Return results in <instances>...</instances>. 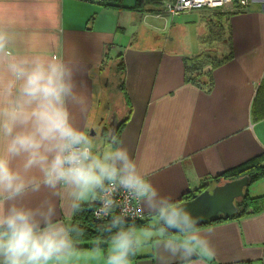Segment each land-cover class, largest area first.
<instances>
[{"label":"crops","instance_id":"0c3cea01","mask_svg":"<svg viewBox=\"0 0 264 264\" xmlns=\"http://www.w3.org/2000/svg\"><path fill=\"white\" fill-rule=\"evenodd\" d=\"M134 9L0 0V264H264V191L255 180L247 193L261 197L258 211L172 234L158 215L221 171L264 161V0L214 8L209 19L223 35L217 28L212 37L227 41L208 48L232 56L206 89L185 77L186 57L199 50L132 44ZM109 59L123 81L113 112L104 102L112 122L125 119L114 142L94 115ZM94 125L98 138L89 136ZM69 134L90 157L82 171L61 174ZM112 174L146 183L127 260L121 240L69 242L76 208L92 207Z\"/></svg>","mask_w":264,"mask_h":264},{"label":"trees","instance_id":"16d2710c","mask_svg":"<svg viewBox=\"0 0 264 264\" xmlns=\"http://www.w3.org/2000/svg\"><path fill=\"white\" fill-rule=\"evenodd\" d=\"M142 0H134L129 6H126L124 0H100L98 2L103 8L105 7H123V8H140ZM216 23V22H215ZM219 28L218 33L222 35L223 28L221 24L218 23ZM216 32V31H215ZM213 32V33H215ZM221 35L220 38H221ZM224 37V36H223ZM226 40V38L224 37ZM227 41V40H226ZM232 56V52L222 50L218 55L211 50L198 51L196 53H192V55L187 56L184 61L185 66V77L190 79L191 82L198 84L202 88H209L212 84L213 77H211V72L215 69L218 64L223 62L224 60H228L229 57ZM122 58L120 59L117 66L121 65ZM123 86V81L120 80L118 84V88L120 89ZM125 119L118 121V123L113 128L114 132L112 136L107 139L108 142H114L115 136H117L118 126H120ZM107 136V133H106ZM108 137V136H107ZM248 175L249 180H247L246 186L243 189V193L240 196L235 197L234 203L236 204L237 211L234 215H219L217 218H214L211 221L220 220L227 217H235L237 215L247 212H252L259 208L261 197L249 196L247 193V184L252 182L253 180H258V178L264 176V161L260 162L258 159L251 158L246 160L244 164H239L233 168L225 169L221 171L218 175L213 176L209 183L201 182L196 190L188 191L185 195H181V200H186L187 198L192 197L193 195L198 194L204 188H210L215 183H222L225 180H233L235 177L241 175ZM95 203V202H94ZM94 203H92V207H78L76 208L74 214V220L70 223V235L69 242L74 246V242L81 241H90V239H98L104 241H114L121 240L123 243L122 246V255L120 258L127 260V258L134 256V246L135 241L132 237L133 230L138 228L141 225V220L134 219H122L119 216L108 217L105 220L98 221V219L94 218L91 214V210L94 207ZM250 210V211H249ZM158 213V212H157ZM160 218V213H158ZM161 220V219H160ZM208 221L207 223L211 222ZM161 224V221H160ZM162 225V224H161ZM164 226V225H163ZM6 228H1L0 231L4 232ZM167 231V230H166ZM20 232V231H16ZM167 233H170L167 231ZM78 246V245H77ZM76 248V247H75Z\"/></svg>","mask_w":264,"mask_h":264},{"label":"rangeland","instance_id":"374dc122","mask_svg":"<svg viewBox=\"0 0 264 264\" xmlns=\"http://www.w3.org/2000/svg\"><path fill=\"white\" fill-rule=\"evenodd\" d=\"M130 1L133 2L134 0H124L123 3L128 5ZM161 1L162 0H142L140 8L138 7L134 9L136 18L138 19L136 29L140 37L137 38V40L133 38L132 44H142L143 41H150L153 44L161 45L165 48H189V51L211 50L215 53L216 50L209 49L208 46L213 45V47H216V45H221V40L225 43L223 36H221V40L219 39V41L218 39H216L217 41L214 40L212 37L214 36L213 32H215L217 28H215V25H212V21L209 19V16H213V11L215 9L192 8L190 11L186 10L175 16L167 12H163ZM125 35L126 37H124L123 40L127 41V34ZM197 35H200L199 38L203 40L198 42L196 40ZM109 62L110 63L107 64L108 68H103L108 84L106 87H103L104 84L99 83V86L103 88L102 91H99V102L94 105V115L98 114L97 122L100 117L103 116L104 119L100 124V127L104 126L106 129H109L110 119H112L111 115L107 116L105 114L107 113L105 106L106 103H108L112 109L114 107L113 105L119 102L123 96L122 88L117 89L116 86L117 82H120L121 80V78H119L121 73H114V70L110 69L113 59H109ZM118 63L119 60L115 64ZM116 117L121 118L118 114H116ZM94 130L96 131V134H91L89 136H95V138H98L100 136V131H98V127L96 125H94L93 131ZM256 182L253 181L250 185L253 186L254 183L256 186L255 188L258 189V191H264V177L260 178Z\"/></svg>","mask_w":264,"mask_h":264},{"label":"built area","instance_id":"2783aa9c","mask_svg":"<svg viewBox=\"0 0 264 264\" xmlns=\"http://www.w3.org/2000/svg\"><path fill=\"white\" fill-rule=\"evenodd\" d=\"M98 3L100 0H86ZM234 1L238 8L246 9L249 0H162L163 12L171 15H178L183 11H190L192 8H219L226 5L227 2ZM262 80L264 86V71H262ZM62 151L60 153L61 174L63 172L82 171L85 162L90 157L89 146L79 143L69 134L62 142ZM95 205L91 214L98 221L105 220L108 217L119 216L126 219H141L143 214L140 202L141 196L147 191L144 180L132 177H120L112 174L100 185ZM246 264V263H242Z\"/></svg>","mask_w":264,"mask_h":264},{"label":"water","instance_id":"95a60500","mask_svg":"<svg viewBox=\"0 0 264 264\" xmlns=\"http://www.w3.org/2000/svg\"><path fill=\"white\" fill-rule=\"evenodd\" d=\"M110 121L109 137L113 134V128L117 121ZM94 132V131H92ZM248 175L235 177L233 180H225L222 183L213 184L210 188H204L186 200L177 202L172 207L162 209L160 221L168 232L186 231L193 226L217 218L219 215H234L237 211L234 203L235 197L243 193Z\"/></svg>","mask_w":264,"mask_h":264}]
</instances>
